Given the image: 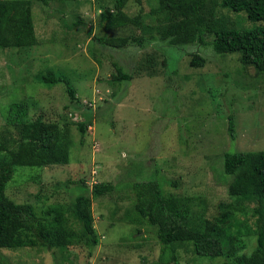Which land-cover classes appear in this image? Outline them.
<instances>
[{
    "label": "rangeland",
    "instance_id": "1",
    "mask_svg": "<svg viewBox=\"0 0 264 264\" xmlns=\"http://www.w3.org/2000/svg\"><path fill=\"white\" fill-rule=\"evenodd\" d=\"M217 2L211 16L208 12L206 42H213L221 29L255 26L245 13ZM115 5L116 0H72L54 1L41 9L37 3L33 17L40 45L0 49V138H16L17 130L8 124L9 108L16 103L29 105V122L42 118L63 127L89 112L94 117L84 137L77 125H65L71 142L69 164L18 167L8 184V197L41 211L70 204L83 188L91 194L96 184L116 187L112 194L93 198L99 243L92 255L84 247L66 252L0 249L9 264L154 262L162 247L157 229L124 221L134 206L133 184L154 176L150 180H162L167 197L191 198L190 226L202 228L201 222L219 217L220 206L233 200L228 190L231 178H223L224 155L264 151V73L246 71L238 63L239 54L220 57L209 45L195 43L176 50L169 42L154 39L144 48H104L93 36L143 34L136 26L103 30L101 14ZM153 6L155 0H128L124 11L132 18L143 11L147 25L153 26L147 17ZM80 19L83 24L72 28ZM154 34L149 31L147 38ZM193 53L205 58L204 66H191ZM119 69L132 76L131 81L112 80ZM50 75L72 82L80 106L71 104L62 83L43 81ZM233 114L235 140L228 132ZM239 219L248 220L241 215ZM242 239L232 250L224 238L225 255L215 259L198 256L192 245L176 248L179 264H223L250 256L256 238Z\"/></svg>",
    "mask_w": 264,
    "mask_h": 264
},
{
    "label": "trees",
    "instance_id": "2",
    "mask_svg": "<svg viewBox=\"0 0 264 264\" xmlns=\"http://www.w3.org/2000/svg\"><path fill=\"white\" fill-rule=\"evenodd\" d=\"M72 0H0V49L31 48L40 45L33 17L37 3L41 9L52 2ZM147 14L154 22L148 26L146 15L141 11L135 17L128 16L124 8L128 0H116L114 9L101 14V26L106 32L136 26L141 36H93L104 48L125 50L129 47L144 48L154 39L169 42L180 50L185 46L201 44L212 46L220 57L239 54L238 63L246 71L253 68L257 74L264 73V0H155ZM217 1L223 8L245 13L255 26L250 29L232 27L215 32L213 42H206L209 16L215 11ZM80 19L72 24L77 28ZM149 31L154 36L147 38ZM92 34V32H91ZM192 67L205 65V58L192 54ZM132 76L123 69L112 77L116 82L131 81ZM43 81L50 85L62 83L71 104H81L77 89L65 76H47ZM69 107L66 106V109ZM92 112L83 120L65 123L75 124L84 137L92 125ZM8 124L17 130L16 138H0V249L46 248L66 252L73 247H84L92 255L99 243L94 225L92 202L115 191L114 184H96L89 194L83 188L70 204H53L41 211L30 203H17L8 197L6 190L18 167L42 168L69 164L70 138L68 130L58 122H44L38 118L27 120L29 105L26 102L12 104ZM236 118L229 117L228 132L236 139ZM223 178H231L228 185L231 202L220 206L221 214L213 220H205L202 228L190 226L192 199L167 197L163 183L149 179L135 182L134 206L124 221L155 227L162 247L159 258L148 264H179L176 248L193 246L195 253L208 259L225 255L224 238H228L232 250L242 238L253 236L257 247L250 256H242L223 264H264V151L226 153L223 158ZM23 168V169H26ZM157 175L159 174L158 170ZM228 177H226V176ZM134 217H133V216ZM245 216L247 221L240 220ZM250 221L253 222L251 225ZM226 254H229L226 253ZM0 264H9L3 253Z\"/></svg>",
    "mask_w": 264,
    "mask_h": 264
}]
</instances>
